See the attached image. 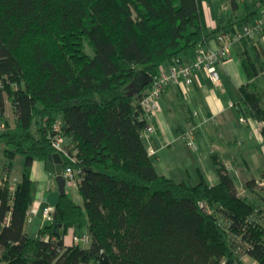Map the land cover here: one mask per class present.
<instances>
[{
  "label": "trees",
  "instance_id": "obj_1",
  "mask_svg": "<svg viewBox=\"0 0 264 264\" xmlns=\"http://www.w3.org/2000/svg\"><path fill=\"white\" fill-rule=\"evenodd\" d=\"M211 36L201 0H0L1 93L16 118L0 130L5 168L25 159L14 188L11 173L0 182V264H264L257 180L241 195L224 166L215 186L162 176L142 137L151 83L138 92L137 76L191 63ZM261 39L241 40L250 83L240 113L264 122L252 85L264 73ZM56 122L77 158L83 205L63 197L33 236L32 166L56 153ZM70 230L90 244L66 246Z\"/></svg>",
  "mask_w": 264,
  "mask_h": 264
},
{
  "label": "crops",
  "instance_id": "obj_2",
  "mask_svg": "<svg viewBox=\"0 0 264 264\" xmlns=\"http://www.w3.org/2000/svg\"><path fill=\"white\" fill-rule=\"evenodd\" d=\"M201 7L206 27L212 34L205 47L218 49L221 45L218 40L220 33L254 22L264 10V0H201ZM261 43L264 47V36ZM197 51L193 53L191 61ZM243 52V43L232 46L230 58L219 67V85L214 84L207 72L201 70L191 87L179 84L165 90L162 111L156 122L157 131L147 142L157 150L153 158L160 175L192 184L205 179L215 186L220 182V167L231 166L230 174L236 178L237 188L241 192H245V185L251 180H257L262 186L264 131L256 130L257 120L240 113V109L246 107L242 88L250 83L242 64ZM252 85L261 96L264 107V73ZM11 113L12 116L9 114L7 119L14 125L16 118L13 108ZM191 129L196 131V150L189 147L184 139V134ZM5 160V156H1L0 182L10 173L20 180L25 159L20 172L16 170L15 163L9 172L5 168ZM47 165L48 162L34 161L32 166L31 177L36 184V211L47 191L58 190L55 176L48 171ZM69 187L67 194L72 199ZM32 226L33 222L26 229L30 235ZM75 235V230L69 231L65 238L66 246L74 245ZM241 264L258 263L249 257Z\"/></svg>",
  "mask_w": 264,
  "mask_h": 264
},
{
  "label": "built area",
  "instance_id": "obj_3",
  "mask_svg": "<svg viewBox=\"0 0 264 264\" xmlns=\"http://www.w3.org/2000/svg\"><path fill=\"white\" fill-rule=\"evenodd\" d=\"M260 36H264V10L260 15L254 20V22L243 25L233 31H225L220 33L218 40L220 42V47L218 49L207 48L205 46L199 47L194 60L189 64H177L169 66L166 68H161L158 74L152 76L151 88L148 93L144 96L141 101V109L143 112V118L147 120V124L143 128L142 137L146 142H150L151 137L156 133L157 127L156 122L159 114L162 111V96L167 88L172 85H184L186 87H191L196 79L197 73L201 70L207 72L208 76L214 84L219 85L221 81L219 67L227 61L231 56L232 46L235 43L241 42L244 38L257 39ZM4 88L3 83H0V130L5 131L7 124L5 118H7V108L6 99L7 96L1 93V89ZM6 109V113L4 110ZM6 115V117H5ZM55 131V136L53 138V146L56 153L61 154L65 162H71L67 167H65V177L67 179L68 185L78 188L80 183V178L75 171L72 163L77 162V158L70 155V152L66 147V137L63 131V125L61 122H56L53 125ZM256 130L258 132L264 131V122L258 121ZM196 131L191 129L184 134V139L187 141L189 147L193 150L197 149L196 143ZM148 151L151 157L157 154V150L151 145H148ZM231 166H226L228 172L231 171ZM5 178L4 180H6ZM13 188L15 184L19 182L18 178H13ZM264 186V183H262ZM245 192H241L243 195ZM55 209H46L44 213V223L48 221L54 214ZM36 210L34 209L32 213H29L30 222L36 215ZM91 238L88 234L75 235L73 237L74 245H81L86 247L90 244ZM249 258L244 256L240 261ZM235 263V264H241ZM226 264V262H223Z\"/></svg>",
  "mask_w": 264,
  "mask_h": 264
},
{
  "label": "water",
  "instance_id": "obj_4",
  "mask_svg": "<svg viewBox=\"0 0 264 264\" xmlns=\"http://www.w3.org/2000/svg\"><path fill=\"white\" fill-rule=\"evenodd\" d=\"M152 82V76L147 74L138 75L135 83L137 86V91H141L143 88L148 86ZM48 171L55 176L56 183L58 185V190L55 192L47 191L41 200L40 207L33 220V226L31 230V235L38 236L44 227V213L46 209H55L61 203L63 197L67 196L68 182L64 176L65 163L64 159L59 153L52 154L48 159ZM61 224L54 226V232L59 234V228Z\"/></svg>",
  "mask_w": 264,
  "mask_h": 264
},
{
  "label": "rangeland",
  "instance_id": "obj_5",
  "mask_svg": "<svg viewBox=\"0 0 264 264\" xmlns=\"http://www.w3.org/2000/svg\"><path fill=\"white\" fill-rule=\"evenodd\" d=\"M6 108H7V117L9 116H12V113H11V108H12V105H11V101L7 98L6 99ZM4 146H3V143L0 141V158L1 156L3 157L4 155ZM24 161V157L22 156H19L15 159L14 163H15V167H16V170L18 172L21 171L22 169V162ZM69 193L72 197V199L74 200L75 203L79 204V205H83V199L82 197H80L81 195L79 194V191L75 188V187H72L71 185H69ZM256 190L259 192V193H262L264 194V186H261V183L260 185H258V187L256 188ZM246 196V194H245Z\"/></svg>",
  "mask_w": 264,
  "mask_h": 264
}]
</instances>
